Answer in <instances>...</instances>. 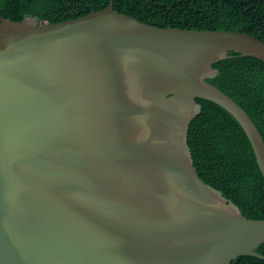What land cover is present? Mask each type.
<instances>
[{"label": "water", "instance_id": "obj_1", "mask_svg": "<svg viewBox=\"0 0 264 264\" xmlns=\"http://www.w3.org/2000/svg\"><path fill=\"white\" fill-rule=\"evenodd\" d=\"M245 33L160 28L98 12L54 24L0 17V264L264 260V220L205 184L187 145L196 99L227 111L264 178V141L207 80Z\"/></svg>", "mask_w": 264, "mask_h": 264}, {"label": "trees", "instance_id": "obj_2", "mask_svg": "<svg viewBox=\"0 0 264 264\" xmlns=\"http://www.w3.org/2000/svg\"><path fill=\"white\" fill-rule=\"evenodd\" d=\"M111 0H0V17L21 22L32 16L54 24L105 9ZM118 13L141 23L189 30L245 33L264 43V0H113ZM213 64L207 81L249 115L264 141V63L229 52ZM187 145L200 179L221 192L249 220H264V178L251 145L235 119L217 104L196 99ZM257 252L264 256V244ZM230 264H264L243 256Z\"/></svg>", "mask_w": 264, "mask_h": 264}, {"label": "built area", "instance_id": "obj_3", "mask_svg": "<svg viewBox=\"0 0 264 264\" xmlns=\"http://www.w3.org/2000/svg\"><path fill=\"white\" fill-rule=\"evenodd\" d=\"M44 23H47V22H44Z\"/></svg>", "mask_w": 264, "mask_h": 264}]
</instances>
